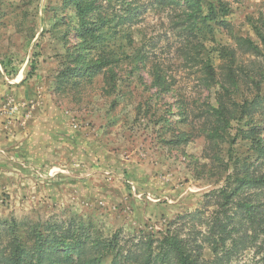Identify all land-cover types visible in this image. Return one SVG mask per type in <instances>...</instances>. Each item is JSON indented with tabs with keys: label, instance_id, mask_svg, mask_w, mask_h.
<instances>
[{
	"label": "rangeland",
	"instance_id": "obj_1",
	"mask_svg": "<svg viewBox=\"0 0 264 264\" xmlns=\"http://www.w3.org/2000/svg\"><path fill=\"white\" fill-rule=\"evenodd\" d=\"M175 1L138 0L137 17L114 28L116 0H0V244L30 221L126 236L164 230L180 215L183 230L200 228L213 208L203 209V195L227 174L264 176V86L255 108L227 114L213 135L216 91L224 101L233 95L203 87L197 67L181 65L188 39L214 63L216 47L233 44L228 29L255 39L247 17L264 0H229L228 28L217 20L179 34L183 0ZM216 1L201 0L202 8ZM154 62L173 76L170 85L151 78ZM242 92L233 100L248 99L245 85ZM247 189L251 202L255 192L264 200V184ZM262 254L264 243L231 264ZM203 257L212 258L209 248Z\"/></svg>",
	"mask_w": 264,
	"mask_h": 264
},
{
	"label": "trees",
	"instance_id": "obj_2",
	"mask_svg": "<svg viewBox=\"0 0 264 264\" xmlns=\"http://www.w3.org/2000/svg\"><path fill=\"white\" fill-rule=\"evenodd\" d=\"M159 1L163 5L180 6L175 0ZM116 2L119 6L114 28L125 21L134 20L139 14L138 0ZM182 3L177 20L173 23L178 34L182 31L192 33L200 25L211 21H223L222 18L228 15L231 7L229 0L209 2L205 9L202 8L201 0H183ZM102 20L99 16L93 24L91 36L100 37L102 29L98 25ZM247 21L255 39L235 35L228 29L233 44L216 47L217 63L201 55V41L189 46L191 41L188 39L185 45L181 65L197 67L200 71L198 79L203 87H220L226 94L233 95L228 101H224L223 95L216 91L217 107L211 106L217 122V126L211 129L213 135H219V130L224 129L222 124L227 123V114H232L238 108L244 109V114L259 104L257 99L264 86V10L247 17ZM222 24L226 27L230 25L224 21ZM182 49L183 47L179 51ZM241 56H249V59L244 60ZM260 57L262 60L258 62ZM160 65L159 62L152 64L150 76L155 83L170 85L168 78L172 79L173 76H167ZM244 85L250 93L248 99L245 97L239 102L233 100L246 95L242 92ZM259 100L264 101V97ZM227 103L232 106L231 110L227 108ZM238 133L236 132L237 135ZM240 133H244V139L249 137L242 130ZM253 141L261 144L262 139L257 137ZM263 184V175L257 178H238L231 173L227 174L220 188L203 195V209L209 210L211 202L213 208L203 220L199 217L200 228L191 225L192 227L183 230V224L178 222L180 215L167 222L164 230L154 233L139 229L126 236L121 235L119 230L111 234H100L94 228L81 224L56 229L48 225L41 229L39 222L30 221L27 222L28 225L23 224L24 230L19 232L16 225L8 240L0 244V264H61V259H65V264H231L233 257L237 260L238 255L248 249L254 248L257 255L264 243V238L259 236L264 232V200L258 198V193L255 192L254 202H251V195L247 192V188L254 186L260 189ZM203 209L201 213L199 209L196 212L201 215ZM205 247L212 253L210 260L203 257ZM254 264H264V255L258 257Z\"/></svg>",
	"mask_w": 264,
	"mask_h": 264
}]
</instances>
